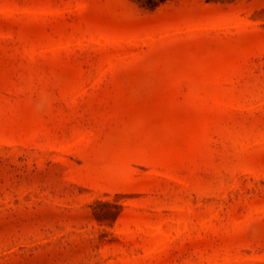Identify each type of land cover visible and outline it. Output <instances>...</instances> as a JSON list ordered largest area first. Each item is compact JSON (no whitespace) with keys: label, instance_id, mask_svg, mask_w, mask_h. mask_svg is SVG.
Returning a JSON list of instances; mask_svg holds the SVG:
<instances>
[{"label":"rangeland","instance_id":"rangeland-1","mask_svg":"<svg viewBox=\"0 0 264 264\" xmlns=\"http://www.w3.org/2000/svg\"><path fill=\"white\" fill-rule=\"evenodd\" d=\"M0 264H264V0H0Z\"/></svg>","mask_w":264,"mask_h":264}]
</instances>
